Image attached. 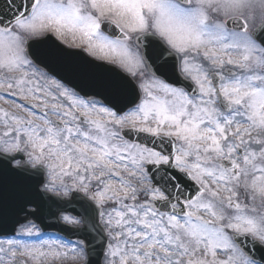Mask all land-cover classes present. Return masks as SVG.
Segmentation results:
<instances>
[{
	"label": "snow or ice",
	"instance_id": "snow-or-ice-1",
	"mask_svg": "<svg viewBox=\"0 0 264 264\" xmlns=\"http://www.w3.org/2000/svg\"><path fill=\"white\" fill-rule=\"evenodd\" d=\"M6 176L0 264H264V0H0Z\"/></svg>",
	"mask_w": 264,
	"mask_h": 264
},
{
	"label": "water",
	"instance_id": "water-1",
	"mask_svg": "<svg viewBox=\"0 0 264 264\" xmlns=\"http://www.w3.org/2000/svg\"><path fill=\"white\" fill-rule=\"evenodd\" d=\"M3 206L0 209V235H10L15 228L20 226L16 222L19 220L24 223L23 216L17 215L18 208L25 198L35 199V193L31 190L29 182L21 177L6 176L3 179L2 191ZM36 223L45 232H56L54 228H47L51 223L45 212Z\"/></svg>",
	"mask_w": 264,
	"mask_h": 264
},
{
	"label": "rangeland",
	"instance_id": "rangeland-1",
	"mask_svg": "<svg viewBox=\"0 0 264 264\" xmlns=\"http://www.w3.org/2000/svg\"><path fill=\"white\" fill-rule=\"evenodd\" d=\"M4 107H7V105H4Z\"/></svg>",
	"mask_w": 264,
	"mask_h": 264
}]
</instances>
